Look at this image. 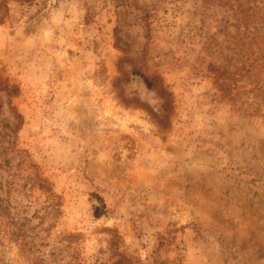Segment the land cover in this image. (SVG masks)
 <instances>
[{
    "label": "rangeland",
    "instance_id": "rangeland-1",
    "mask_svg": "<svg viewBox=\"0 0 264 264\" xmlns=\"http://www.w3.org/2000/svg\"><path fill=\"white\" fill-rule=\"evenodd\" d=\"M0 264H264V0H0Z\"/></svg>",
    "mask_w": 264,
    "mask_h": 264
},
{
    "label": "trees",
    "instance_id": "trees-1",
    "mask_svg": "<svg viewBox=\"0 0 264 264\" xmlns=\"http://www.w3.org/2000/svg\"><path fill=\"white\" fill-rule=\"evenodd\" d=\"M145 85L147 88H150L151 87V82L149 80H147L146 78L143 79Z\"/></svg>",
    "mask_w": 264,
    "mask_h": 264
}]
</instances>
